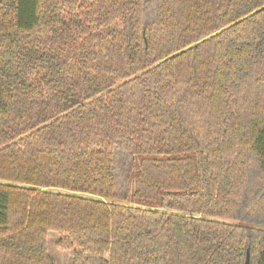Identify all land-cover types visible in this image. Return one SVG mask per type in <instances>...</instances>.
Listing matches in <instances>:
<instances>
[{
  "label": "trees",
  "instance_id": "obj_1",
  "mask_svg": "<svg viewBox=\"0 0 264 264\" xmlns=\"http://www.w3.org/2000/svg\"><path fill=\"white\" fill-rule=\"evenodd\" d=\"M264 264V0H0V264Z\"/></svg>",
  "mask_w": 264,
  "mask_h": 264
},
{
  "label": "rangeland",
  "instance_id": "obj_2",
  "mask_svg": "<svg viewBox=\"0 0 264 264\" xmlns=\"http://www.w3.org/2000/svg\"><path fill=\"white\" fill-rule=\"evenodd\" d=\"M47 242L49 255L54 259L56 264H72V252H64L56 248L55 241L58 238L57 232H50Z\"/></svg>",
  "mask_w": 264,
  "mask_h": 264
},
{
  "label": "water",
  "instance_id": "obj_3",
  "mask_svg": "<svg viewBox=\"0 0 264 264\" xmlns=\"http://www.w3.org/2000/svg\"><path fill=\"white\" fill-rule=\"evenodd\" d=\"M249 259H250V254H249V250L247 249L245 253L244 264H249Z\"/></svg>",
  "mask_w": 264,
  "mask_h": 264
}]
</instances>
